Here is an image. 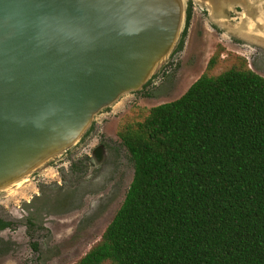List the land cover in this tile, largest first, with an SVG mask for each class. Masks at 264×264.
Wrapping results in <instances>:
<instances>
[{"label":"trees","instance_id":"1","mask_svg":"<svg viewBox=\"0 0 264 264\" xmlns=\"http://www.w3.org/2000/svg\"><path fill=\"white\" fill-rule=\"evenodd\" d=\"M190 20L189 4L173 54ZM220 53L180 98L125 117L132 182L74 264H264V77L242 58L215 73Z\"/></svg>","mask_w":264,"mask_h":264},{"label":"water","instance_id":"2","mask_svg":"<svg viewBox=\"0 0 264 264\" xmlns=\"http://www.w3.org/2000/svg\"><path fill=\"white\" fill-rule=\"evenodd\" d=\"M186 12L183 0H0V193L142 91L178 46Z\"/></svg>","mask_w":264,"mask_h":264},{"label":"rangeland","instance_id":"3","mask_svg":"<svg viewBox=\"0 0 264 264\" xmlns=\"http://www.w3.org/2000/svg\"><path fill=\"white\" fill-rule=\"evenodd\" d=\"M183 1L195 8L183 49L158 68L149 86L100 112L87 137L26 182L0 193V219L13 224L0 232V264H74L81 259L101 239L132 182L133 165L118 137L125 117L180 98L205 73L217 51L221 53L215 73L242 58L264 77V0H247V9ZM98 143L105 145L102 167L91 174L90 162L80 180H74L70 166L79 167ZM28 220L35 226L31 241L38 244L37 252L29 245Z\"/></svg>","mask_w":264,"mask_h":264},{"label":"flooded vegetation","instance_id":"4","mask_svg":"<svg viewBox=\"0 0 264 264\" xmlns=\"http://www.w3.org/2000/svg\"><path fill=\"white\" fill-rule=\"evenodd\" d=\"M189 4L191 5V15H192V11L195 8L193 7V3L191 1H188L187 9L189 7ZM228 5H230V4H227L225 7L228 8ZM234 15H235L234 13H231L229 16H234ZM91 132H92V129L90 128L87 131V133L85 134L84 138L87 137ZM105 156H106V154H105V145L102 144V143L101 144L98 143L97 146L93 149L91 156L89 158H85L80 163V166L79 167L78 166H75V165H71L70 166V172H71V175H73L74 180H76V179L78 181L80 180V178L82 177L83 173L86 170H88V167L90 165V162H92V164H93L92 167H90L91 169L89 170V172L91 174H92V172L96 171L99 167H102V165H103V163L105 161ZM89 175L90 174H87L84 177V179H88L90 177ZM66 183L67 182H64L65 185H67ZM78 183L79 182H75V185L73 186V188H77L78 187ZM0 220L3 221V222H6V223H9L10 224V226L7 227L6 229H10L13 226V224L11 222L4 221L2 219H0ZM27 223H28V226H29L28 237L30 238V241H31L32 236H33L32 231H33V229H34L35 226L32 224V222L30 220H28ZM6 229H4V230H6ZM4 230H2V231H4ZM34 244L36 245V248H37L36 250H34V248L32 246ZM29 245H30L32 251H34V252H37L38 251V244L37 243L31 241Z\"/></svg>","mask_w":264,"mask_h":264}]
</instances>
